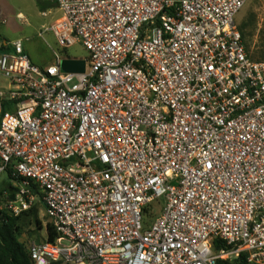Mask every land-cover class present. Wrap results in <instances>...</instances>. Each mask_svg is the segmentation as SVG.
Listing matches in <instances>:
<instances>
[{"label": "built area", "instance_id": "built-area-1", "mask_svg": "<svg viewBox=\"0 0 264 264\" xmlns=\"http://www.w3.org/2000/svg\"><path fill=\"white\" fill-rule=\"evenodd\" d=\"M248 1L52 0L48 30L88 52L83 73L0 38V174L15 181L0 201L14 217L42 204L56 232L28 244L33 264H264V61L236 22Z\"/></svg>", "mask_w": 264, "mask_h": 264}, {"label": "rangeland", "instance_id": "rangeland-1", "mask_svg": "<svg viewBox=\"0 0 264 264\" xmlns=\"http://www.w3.org/2000/svg\"><path fill=\"white\" fill-rule=\"evenodd\" d=\"M60 16L61 12L50 0H0V38L10 42L22 40L25 52L32 63L39 67L56 64L58 59L87 58L88 52L81 44L62 49L48 30ZM236 22L246 35L245 44L250 58L257 60L264 57V0H249L237 14ZM9 87V81L0 73V92H4V97H0V116L8 108L6 90ZM10 184L12 188L15 187V181L8 173H1L0 196L10 191ZM163 206V199L160 203H154V211L144 214V220L152 222ZM33 210L36 214L20 215L18 222L21 228L20 241L26 246L33 241L45 240L46 225L50 223L42 204L37 203ZM7 213L5 202L0 201V214Z\"/></svg>", "mask_w": 264, "mask_h": 264}, {"label": "trees", "instance_id": "trees-1", "mask_svg": "<svg viewBox=\"0 0 264 264\" xmlns=\"http://www.w3.org/2000/svg\"><path fill=\"white\" fill-rule=\"evenodd\" d=\"M241 31V30H240ZM243 42L245 44L246 35L242 31ZM246 46V44H245ZM247 49V48H246ZM2 50H5L3 47ZM248 52V51H247ZM264 57L255 61H262ZM13 104V103H12ZM12 105L8 102V108H5L3 114L11 110ZM9 175V173H8ZM11 189L12 186H9ZM34 209V208H33ZM31 209L22 215L36 214ZM21 215V216H22ZM9 216L8 214H0V264H33L26 244L20 241L21 228L18 224L20 217ZM39 223V222H37ZM47 238L53 241L56 238V232L53 230L51 224H47ZM217 250H227L228 248L220 241L216 242ZM215 264H251L248 262V255L241 253L238 258L229 261L219 259Z\"/></svg>", "mask_w": 264, "mask_h": 264}, {"label": "water", "instance_id": "water-1", "mask_svg": "<svg viewBox=\"0 0 264 264\" xmlns=\"http://www.w3.org/2000/svg\"><path fill=\"white\" fill-rule=\"evenodd\" d=\"M61 68L68 73H83L85 71V61L82 59H63Z\"/></svg>", "mask_w": 264, "mask_h": 264}, {"label": "crops", "instance_id": "crops-1", "mask_svg": "<svg viewBox=\"0 0 264 264\" xmlns=\"http://www.w3.org/2000/svg\"><path fill=\"white\" fill-rule=\"evenodd\" d=\"M50 1L52 2V0H50ZM52 3H53V2H52ZM53 4L56 6V4H55V3H53ZM56 7H57V6H56ZM57 8H58V7H57ZM58 10H59V9H58ZM56 20H57V19H56ZM56 20H55V21H56ZM5 40H6V39H5Z\"/></svg>", "mask_w": 264, "mask_h": 264}, {"label": "bare ground", "instance_id": "bare-ground-1", "mask_svg": "<svg viewBox=\"0 0 264 264\" xmlns=\"http://www.w3.org/2000/svg\"><path fill=\"white\" fill-rule=\"evenodd\" d=\"M21 15V14H20ZM21 17H22V15H21Z\"/></svg>", "mask_w": 264, "mask_h": 264}]
</instances>
